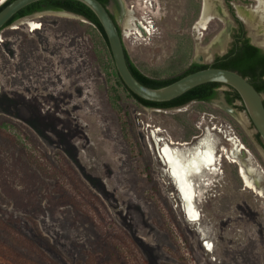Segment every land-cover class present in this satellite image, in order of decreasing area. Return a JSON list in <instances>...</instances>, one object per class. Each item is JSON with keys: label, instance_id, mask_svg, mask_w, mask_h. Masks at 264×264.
I'll return each instance as SVG.
<instances>
[{"label": "rangeland", "instance_id": "rangeland-1", "mask_svg": "<svg viewBox=\"0 0 264 264\" xmlns=\"http://www.w3.org/2000/svg\"><path fill=\"white\" fill-rule=\"evenodd\" d=\"M121 1L126 49L148 77L209 64L227 49L226 21L216 13H227L223 0L211 2L206 30L199 29L205 0ZM262 3L233 1L260 12ZM258 25L252 33L264 47ZM238 111L213 101L142 107L82 19L43 13L6 27L0 264H264V151ZM205 138L218 163L193 178L200 218L189 221L159 148L193 150ZM242 167L259 193L246 187Z\"/></svg>", "mask_w": 264, "mask_h": 264}, {"label": "water", "instance_id": "water-1", "mask_svg": "<svg viewBox=\"0 0 264 264\" xmlns=\"http://www.w3.org/2000/svg\"><path fill=\"white\" fill-rule=\"evenodd\" d=\"M6 1L7 0H4L0 4V6H2ZM39 1L42 0H14L10 4L5 6L0 11V33L6 28V25L18 12H20L25 7ZM77 1L86 5L96 15L99 22L101 23L109 43L110 52L117 73L125 87L132 94L145 101L154 103H166L185 95L189 91L201 85H205L208 83H220L224 85L223 87L233 88L239 94L241 98V102H239V105L244 106V111L250 123L254 126L255 132L260 135L262 141L264 142V98L262 94H260L246 78H244L239 73L231 70L209 67L191 73L165 87L150 88L148 86H145L137 80V78L130 70L127 60L128 51L124 43V36L122 33L120 34L118 30V23L113 19L108 8L105 7L99 0ZM119 1L123 7L122 1ZM43 13L72 16L91 23L81 15L55 7H48L42 12H37L27 17H34ZM196 63L201 64V62L198 61ZM218 91L219 98L214 99L213 102L225 111L230 112L237 117H240V112L238 111V109L228 103L223 92V88H220ZM169 176L173 180L171 174H169ZM174 184L176 186L179 197L181 198L182 209L185 213V216L190 221V218L188 216V211L191 208L190 199L189 197H185L176 182H174Z\"/></svg>", "mask_w": 264, "mask_h": 264}, {"label": "trees", "instance_id": "trees-1", "mask_svg": "<svg viewBox=\"0 0 264 264\" xmlns=\"http://www.w3.org/2000/svg\"><path fill=\"white\" fill-rule=\"evenodd\" d=\"M13 1L14 0H7L2 6H0V11ZM99 1L105 7H107V4L109 2V0H99ZM48 7L61 8L68 12L81 15L85 17L87 20H89L92 26L95 27V29L103 38L104 43L111 55L109 43L105 31L101 23L99 22L98 18L86 5H84L83 3L77 0H42L33 3L22 9L20 12H18L9 21L6 27L12 25L14 22H16L19 19L25 18L37 12H42ZM118 30L121 34L122 32L120 26H118ZM127 60L129 63L130 70L133 73V75L137 78V80L150 88H161L168 86L191 73L212 67V68H220V69H226L237 72L240 75H242L244 78H246L249 81V83L252 84L260 94L264 93V53L260 48L252 45L249 39H245L241 41L240 44H236L225 56L217 58V60L212 65L192 63L184 71L166 78H152L142 73L138 69V67L132 62L128 52H127ZM121 83L124 86V88L128 91V93L142 107L148 109H160V110L177 109L184 107L192 102H212L214 99L217 98L218 90L224 86L220 83H208L189 91L185 95L173 101L166 103H154V102L145 101L137 97L136 95L132 94L125 87L122 81ZM227 88L228 90L225 92V94L228 103L234 106L236 102H241V98L239 94L233 88L231 87H227ZM235 107L240 110H244L243 105L235 106ZM256 138L260 143H262V139L258 133L256 135Z\"/></svg>", "mask_w": 264, "mask_h": 264}, {"label": "bare ground", "instance_id": "bare-ground-1", "mask_svg": "<svg viewBox=\"0 0 264 264\" xmlns=\"http://www.w3.org/2000/svg\"><path fill=\"white\" fill-rule=\"evenodd\" d=\"M212 1L213 0H205L203 13V20L205 22L199 26L200 30L206 27V23L210 19L209 17L211 15V11L213 10V3H211ZM259 2L262 3L263 1L259 0ZM239 13L246 19L252 20L256 15L255 13H243L242 10H239ZM27 22L33 28L37 27L36 23L30 20H28ZM208 138L202 140L197 148L193 150H179L177 148H174L171 143H164L159 148L160 156L167 164V168H169L168 173L171 174L174 182L179 185V188L182 190L185 197H189L190 199L191 208L188 211V216L191 221H198L200 218L199 213L197 212L198 210L195 208L197 195L194 188L193 178L200 177L206 169H215V166L217 165V157L214 151V147ZM237 146L238 148L236 151L238 155L240 153V150L243 149V146L239 143ZM240 173L246 187L259 193L256 188V184L249 178L243 167L241 168Z\"/></svg>", "mask_w": 264, "mask_h": 264}, {"label": "flooded vegetation", "instance_id": "flooded-vegetation-1", "mask_svg": "<svg viewBox=\"0 0 264 264\" xmlns=\"http://www.w3.org/2000/svg\"><path fill=\"white\" fill-rule=\"evenodd\" d=\"M223 1H224V5L227 9L226 10L227 13L226 12L223 13L222 10L220 9V7L216 10V13L220 14V15L222 14V17L226 21L227 33H226L225 37H226V39L229 40V42H228L227 49L225 50V52L223 54L215 56L213 61L207 65L214 64V62L217 60V58L225 56L236 44H240V42L245 40V39H249V41L252 45L260 48L264 53V47L255 43L256 37L252 33V26H256L257 23L259 24L258 26L260 27V29L264 28V11L260 12V11H247V10H242L240 8L237 9L234 6L233 1H238V0H223ZM112 6L115 7L114 10L111 8ZM107 8L110 11L114 20L118 23V13H122V11H123L120 1L119 0H109V2L107 4ZM239 10H242L243 13H255L256 14L255 18L253 20L252 19H246L244 16L240 15ZM212 13H213V10L211 11V15H212ZM212 20H213V17L211 16L209 22ZM118 26H120L119 23H118ZM206 29H207V27H205L202 30H206ZM196 62L197 61H195L194 63H196ZM198 62H200V61H198ZM201 64H203V63H201ZM227 90H224V94ZM261 94L264 98V93H261ZM218 97H219V91H218L217 98ZM225 97H226V94H225ZM234 106H241V105H239V102H236ZM253 128H254V126H253ZM256 135H257V132H255V136ZM256 140H257V138H256ZM257 142L264 149V142L262 141V143H260L258 140H257ZM196 146H197V144H196ZM192 148L195 149L197 147L194 146ZM217 163H218V158H217ZM166 166H167V164H166Z\"/></svg>", "mask_w": 264, "mask_h": 264}]
</instances>
